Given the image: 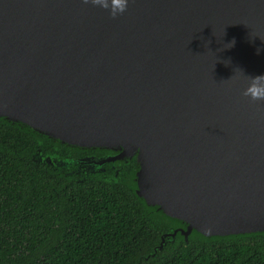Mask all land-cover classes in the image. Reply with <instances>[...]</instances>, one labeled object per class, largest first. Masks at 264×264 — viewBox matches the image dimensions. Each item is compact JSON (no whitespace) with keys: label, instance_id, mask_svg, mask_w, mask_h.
<instances>
[{"label":"water","instance_id":"water-1","mask_svg":"<svg viewBox=\"0 0 264 264\" xmlns=\"http://www.w3.org/2000/svg\"><path fill=\"white\" fill-rule=\"evenodd\" d=\"M261 73L264 0H130L114 19L82 0H0V120L105 152L46 157L75 173L133 160L134 195L174 223L157 249L264 235V101L242 95Z\"/></svg>","mask_w":264,"mask_h":264},{"label":"trees","instance_id":"trees-1","mask_svg":"<svg viewBox=\"0 0 264 264\" xmlns=\"http://www.w3.org/2000/svg\"><path fill=\"white\" fill-rule=\"evenodd\" d=\"M50 160L82 151L0 120V264H264V235L176 236L132 190L134 161L85 176ZM75 173V172H73Z\"/></svg>","mask_w":264,"mask_h":264},{"label":"clouds","instance_id":"clouds-1","mask_svg":"<svg viewBox=\"0 0 264 264\" xmlns=\"http://www.w3.org/2000/svg\"><path fill=\"white\" fill-rule=\"evenodd\" d=\"M82 2L107 10L108 15L114 19L127 11L130 0H82ZM232 43L228 44V47H231ZM259 52L260 49H257V53ZM240 70L243 72L242 69ZM243 79L247 86L243 88L242 95L252 101H264V73L255 76L244 74ZM238 80L239 78L234 80V83Z\"/></svg>","mask_w":264,"mask_h":264},{"label":"flooded vegetation","instance_id":"flooded-vegetation-1","mask_svg":"<svg viewBox=\"0 0 264 264\" xmlns=\"http://www.w3.org/2000/svg\"><path fill=\"white\" fill-rule=\"evenodd\" d=\"M103 153H99V154H95V155H97V156H101ZM47 157V156H46ZM46 157H44L43 156V154L42 153H39V155H37V160H40V159H46ZM113 169V168H112ZM108 170V168H105V170L103 171V172H105V171H107ZM80 173V172H79ZM79 173H73L72 171H70V170H67L64 174H66V175H68V176H71V175H73V174H79Z\"/></svg>","mask_w":264,"mask_h":264}]
</instances>
